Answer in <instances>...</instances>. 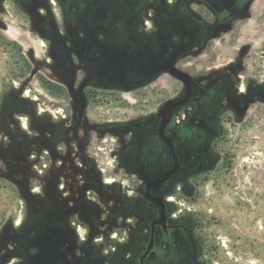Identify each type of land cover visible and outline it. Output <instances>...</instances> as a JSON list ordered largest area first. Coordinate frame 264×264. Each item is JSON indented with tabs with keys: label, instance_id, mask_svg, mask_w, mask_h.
<instances>
[{
	"label": "flooded vegetation",
	"instance_id": "flooded-vegetation-1",
	"mask_svg": "<svg viewBox=\"0 0 264 264\" xmlns=\"http://www.w3.org/2000/svg\"><path fill=\"white\" fill-rule=\"evenodd\" d=\"M256 1L0 0L14 66L0 79V181L20 199L0 216V264H206L197 222L170 198L215 166L222 119L264 103V84L186 66ZM163 75L179 89L155 111L91 118Z\"/></svg>",
	"mask_w": 264,
	"mask_h": 264
},
{
	"label": "rangeland",
	"instance_id": "rangeland-1",
	"mask_svg": "<svg viewBox=\"0 0 264 264\" xmlns=\"http://www.w3.org/2000/svg\"><path fill=\"white\" fill-rule=\"evenodd\" d=\"M11 25L20 33L17 25ZM8 34L13 35L9 30ZM36 46L43 56L44 48ZM23 48L27 53V42ZM187 62L186 68L195 75L212 66H235L242 81L264 84V0L256 1L249 20L231 32L223 31L206 52ZM12 63L10 53L0 49V79L10 72ZM46 75L52 78L50 72ZM178 89L177 80L163 75L148 88L124 95L120 103L104 108L96 104L91 118L136 119L155 111ZM221 123L215 166L170 199L197 222L206 264H264V103L248 104L238 118L230 110ZM104 140L100 154L111 163L116 138ZM105 167L112 169L111 164ZM122 180L127 183L128 178L122 176ZM19 200L11 184L0 181V216L12 214Z\"/></svg>",
	"mask_w": 264,
	"mask_h": 264
},
{
	"label": "water",
	"instance_id": "water-1",
	"mask_svg": "<svg viewBox=\"0 0 264 264\" xmlns=\"http://www.w3.org/2000/svg\"><path fill=\"white\" fill-rule=\"evenodd\" d=\"M164 72H167L169 73L171 76H173L174 78L178 79V80H181V81H185L187 82L189 80V76L182 72V71H179L178 69H176L172 63H168L165 67H164ZM167 104H170V102H168ZM168 121V119H165L164 120V125L166 124V122Z\"/></svg>",
	"mask_w": 264,
	"mask_h": 264
}]
</instances>
